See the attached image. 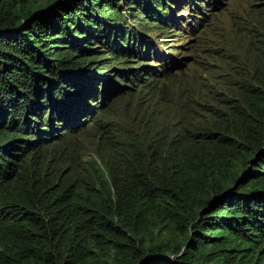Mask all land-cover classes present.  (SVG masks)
Listing matches in <instances>:
<instances>
[{
  "label": "trees",
  "instance_id": "obj_1",
  "mask_svg": "<svg viewBox=\"0 0 264 264\" xmlns=\"http://www.w3.org/2000/svg\"><path fill=\"white\" fill-rule=\"evenodd\" d=\"M172 2L0 0V264H264L260 54L206 124L185 107L178 133L139 120V136L88 159L71 150L66 167L68 151L52 150L103 127L135 81L181 65L138 21L170 37L182 26ZM197 8L192 31L208 24Z\"/></svg>",
  "mask_w": 264,
  "mask_h": 264
},
{
  "label": "rangeland",
  "instance_id": "obj_2",
  "mask_svg": "<svg viewBox=\"0 0 264 264\" xmlns=\"http://www.w3.org/2000/svg\"><path fill=\"white\" fill-rule=\"evenodd\" d=\"M171 5L170 8L176 7L175 18L182 26H176L174 31L167 33L170 37L164 36L160 28L150 27L155 22L145 20L144 13H140L138 21L148 25H139L148 41L163 49L168 61L178 60L181 65H175L166 76L135 81V85L115 76L116 81L128 82L133 87L127 93L115 96L111 105L101 111L103 127L97 129L95 125L77 134L69 133L53 147L56 155L62 149L68 151L65 152L64 167L70 162L71 150H74V155L80 153L79 157L91 158L102 148L117 147L120 141H125V136H139L136 133L142 128L141 122L146 121L153 132L161 135L170 125L173 133H178L183 125L190 122L189 118L181 120L187 109L202 121L199 124H206L210 112L223 106L234 95L241 80L252 73L250 61L260 54L255 67L264 64V50L261 49L264 42V0H195L191 3L173 0ZM198 6L209 16L208 24L201 31H192L196 29L193 28L196 23L192 17L198 14ZM181 12L184 14L180 15ZM141 58L133 57L132 61L125 63L141 67L138 61L150 62V65L160 67V61ZM118 66L125 65L116 64L115 68ZM130 78H134L132 74ZM208 109L209 112L206 111ZM187 116L191 117L190 114Z\"/></svg>",
  "mask_w": 264,
  "mask_h": 264
},
{
  "label": "bare ground",
  "instance_id": "obj_3",
  "mask_svg": "<svg viewBox=\"0 0 264 264\" xmlns=\"http://www.w3.org/2000/svg\"><path fill=\"white\" fill-rule=\"evenodd\" d=\"M213 7V6H212Z\"/></svg>",
  "mask_w": 264,
  "mask_h": 264
}]
</instances>
